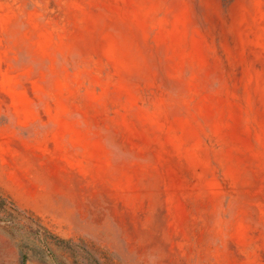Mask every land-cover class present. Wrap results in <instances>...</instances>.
I'll return each mask as SVG.
<instances>
[{
    "label": "rangeland",
    "instance_id": "rangeland-1",
    "mask_svg": "<svg viewBox=\"0 0 264 264\" xmlns=\"http://www.w3.org/2000/svg\"><path fill=\"white\" fill-rule=\"evenodd\" d=\"M0 264H264V0H0Z\"/></svg>",
    "mask_w": 264,
    "mask_h": 264
}]
</instances>
